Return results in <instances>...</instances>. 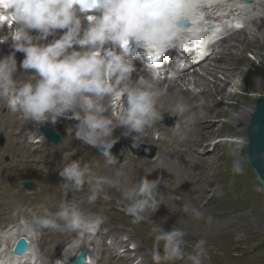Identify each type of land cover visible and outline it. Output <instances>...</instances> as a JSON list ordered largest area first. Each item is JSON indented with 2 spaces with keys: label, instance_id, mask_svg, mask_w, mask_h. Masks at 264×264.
<instances>
[{
  "label": "rangeland",
  "instance_id": "1",
  "mask_svg": "<svg viewBox=\"0 0 264 264\" xmlns=\"http://www.w3.org/2000/svg\"><path fill=\"white\" fill-rule=\"evenodd\" d=\"M201 2L205 6L218 5V9L215 10L216 14H211L213 19L210 20L209 25L219 26V21L215 19L219 16L227 17V14L220 13L222 12L221 6L214 0H204V2L202 0ZM232 3L236 6L231 5V7L246 9L245 12L242 10L236 15L240 24L245 23V30L241 31L238 42L234 38V40L231 39L236 44L232 51L233 57L228 58V51L222 44L216 58L205 69L217 70V76L221 81L225 79L226 74H232L235 86L230 88L231 93L220 101L223 106L219 108L215 104L212 106L213 103H208V100L197 99L194 102L204 108L203 114L207 118L204 122V135L196 134V130L193 129L197 124L195 122L188 128L179 129L184 130L183 133H175L178 129L173 126L178 117L165 111L162 113L164 115L162 121L151 130L156 142L163 137L160 132L164 130L167 136L165 146L158 147L157 144L143 142L137 149L126 146V152L120 136L113 147V150H118V165L106 166L104 157L97 153V148L83 145L82 141L75 139L74 127L77 121L70 120L69 122V119L61 118L60 120H68V122L58 121L56 124H45L63 133V141L59 145H54L46 139L44 142L38 141L42 139V136L45 138L41 132V127L44 125L34 124L20 115L18 124L8 122L6 102L0 104V134H3L6 139L5 145L0 149V163L2 164L0 165V226L5 227L4 231L9 227L12 229L9 237L6 236L3 239L2 244H9L5 253L10 252L12 249L10 245L17 240L20 234H26L32 244L31 255L38 257L36 264H43L44 260L47 264H54L56 259L62 258L65 246L72 245L76 240L75 233L68 234L51 230H40V234L34 238L20 223L21 216L28 219L31 214H41L43 208L55 211L59 206L64 199L63 190L60 187L63 181L59 173L63 169L64 162H68L64 158V153L74 151L72 161L82 157L83 160L88 161L93 172L98 175L112 176V179L117 176L119 182L117 187H106L105 191L109 199L99 198L95 205L82 204L87 212L104 216L105 222L94 236L85 237L82 243L77 241L74 246L76 255L82 248L88 247L93 255L92 264L100 262L103 264H155L152 254L156 247L154 239L156 233L151 231L155 226L154 222L165 231L176 226L185 232L184 256L166 262V264H193L190 257L195 255L194 245L201 239L206 241L205 254L200 257L201 264H264V189L248 160L249 126L259 97L264 95V61H262L264 48L260 52L258 43H255L256 37L261 43L264 39V0H251L242 4L239 0H233ZM222 30L225 34L229 32L226 29ZM62 34L63 32L58 30L56 36L48 38L47 41H41V43H49L53 39H58V36ZM21 57L23 56L20 55L19 58ZM22 60L23 58L20 59ZM228 64L229 67H227ZM139 68L140 66L136 67L137 71L134 73L138 76L134 80L145 75ZM141 69L144 71V68ZM198 71L202 75L201 72H204V69L200 68ZM212 83L211 80L210 84ZM189 88L196 93L201 90L194 84H191ZM194 100L195 98L192 99ZM189 107L190 112L185 113L180 117L181 119L194 113L191 106ZM114 112L115 116L119 115L118 110ZM244 115L246 118L241 121V124L234 122L235 118L238 116L243 118ZM172 121H174L172 125L166 123ZM241 126H243V131L239 130ZM19 127L23 129L24 134L32 131L35 133L32 141L36 148L33 152L27 151L26 154L20 141L15 138ZM148 133L149 131L146 135ZM176 135L178 137L189 135L187 137L192 141L200 139L206 141L203 144L193 145L192 151L195 152L196 157L205 158L208 166L205 171L193 172L191 181L185 182L186 189L183 186V191L175 190L173 185H170L179 181L175 180V174L168 171L164 160L160 157V153H168L174 146L180 147ZM228 139L236 141L240 147L235 148ZM245 140L246 145L241 146ZM200 146L206 151H201ZM153 152L155 155L149 157V154ZM124 160L126 163L120 170L119 163ZM178 168L182 169V166ZM118 169L122 172V180L120 175H117ZM182 170H180L182 175H186V171ZM148 173H151L149 179L160 175L167 176L165 178L170 184L158 187V191L163 194L159 209L155 213H144L143 221L132 224V217L122 210L128 203L123 199L122 190L137 183L140 177ZM26 182H33L35 187L26 189ZM87 195V186H85L83 191L69 192L68 199L75 197L79 201ZM175 197L179 198L175 199ZM183 205L188 206L187 212L183 210ZM193 207L201 212L199 219L192 214L191 208ZM10 239L11 241L7 242ZM45 245L51 247L49 255L47 253L46 256L40 258ZM160 250L163 251L162 241ZM10 262L11 264L16 263V261Z\"/></svg>",
  "mask_w": 264,
  "mask_h": 264
},
{
  "label": "clouds",
  "instance_id": "2",
  "mask_svg": "<svg viewBox=\"0 0 264 264\" xmlns=\"http://www.w3.org/2000/svg\"><path fill=\"white\" fill-rule=\"evenodd\" d=\"M196 7L194 0H0V31L8 28L0 36V44L11 40L14 49L0 58V101H6L10 113L34 124H56L61 118L78 121L75 139L99 149L106 166L118 165L112 149L120 137H114V131L124 128L122 135L131 137L134 148L139 147L148 130L164 116L155 74L147 71L132 80L137 69L130 58L131 45L143 50L148 70L154 56L178 46ZM58 30H65L58 39L41 43L56 36ZM17 52L24 54L19 69L33 70L31 75L17 78ZM114 110H119L118 116ZM188 112L189 105L181 101L169 110L178 117L173 128H188L195 121V113L180 118ZM73 155L74 151H68L64 158L70 160ZM125 163H119V169ZM119 169L117 175H122ZM150 174L122 190L128 202L122 210L132 217V224L140 223L144 213H155L161 205L163 194L158 187L167 181L149 179ZM59 175L64 199L55 211L43 208L39 215L21 216L20 223L34 238L40 230L75 233L76 240L54 262L71 264L77 241L94 236L105 222L104 216L87 212L82 204L109 199L106 187H117L119 182L93 172L82 157L68 163ZM85 186L86 198L68 199L69 192L83 191ZM183 210L187 212L188 206L183 205ZM191 212L197 219L202 215L194 207ZM153 224L155 264L182 258L185 232L176 226L165 231ZM205 244L201 239L194 245L193 264H201Z\"/></svg>",
  "mask_w": 264,
  "mask_h": 264
},
{
  "label": "bare ground",
  "instance_id": "3",
  "mask_svg": "<svg viewBox=\"0 0 264 264\" xmlns=\"http://www.w3.org/2000/svg\"><path fill=\"white\" fill-rule=\"evenodd\" d=\"M200 1V0H199ZM199 1L194 0V3L197 5L196 10L200 11L198 13H196V15H202V5L201 3H199ZM233 0H230V2L232 3ZM241 1V4L244 3L243 0H239ZM204 2V0H203ZM221 6H224L225 4H220ZM231 5L236 6L234 3H232ZM216 8V7H215ZM237 9V11H239L240 13L245 12L246 9L241 8V7H235ZM236 11V10H234ZM222 13V12H221ZM216 14V13H215ZM213 17V16H212ZM199 19L197 17L192 18V20L195 23H192L190 27L186 28L182 34L181 40H180V45L182 46V48L184 49V47L190 48V47H194L196 46L199 41H201L203 39L204 36V31H206V28L204 26L203 23L201 22H197L196 20ZM242 30H245V28L242 29H233L232 31H230L227 34H222L221 38L212 46V48H209L207 50V56L200 61L199 63H197L196 65H194L192 68L184 70V71H180L179 74L177 76L173 75L171 77H168V71L166 68H162L160 69L162 73H160V75H158V77H155L158 86L160 88V91L162 93L159 103H160V111L161 113L165 112V111H169L171 108H173L175 106V104L178 101L184 102L186 104H188L189 106H191L192 111H194V113L196 114V119H195V123H197L195 125V127L193 128L194 130H196V134H203L204 135V122H206L207 118H205V115L203 114V106L201 105H197V103H194L197 99H203V100H208V103H213L212 106H214V104L217 106V108L223 106L220 104V101L223 100L224 96H227L229 93H231L230 88L235 86V81H233V77L232 74L225 75V79L221 81V79L217 76V70H209V69H205L209 67V63H211L214 58H216V54L218 52V50L220 49V47L223 44V47L225 49H227L228 51V58L230 59L231 57H233V48L235 47V42L233 43L231 39H235L236 42L239 41V37H240V33ZM62 32L65 30H61ZM4 32V33H3ZM8 32V28L7 26H5L4 30L2 31L3 35H6ZM59 37V36H58ZM48 38H52V36L48 37ZM233 39V40H234ZM230 40V41H229ZM255 43H258V46L260 47V52L262 51V48H264V39L262 41V43L260 42V40L258 39V37L255 38ZM237 48V47H236ZM204 49V48H202ZM14 51V49L12 48V42L11 40L0 44V58H2L3 56L9 55ZM261 54V53H260ZM22 55L23 57L19 58V56ZM221 55V54H220ZM239 55V54H238ZM16 58H17V63H18V69H19V64L20 59L24 58V54L21 52H17L16 53ZM216 60V59H215ZM235 60V59H234ZM264 61V58L263 60ZM214 63V62H213ZM221 63V62H220ZM221 65V64H220ZM223 65V64H222ZM140 66L139 70L142 71V74L147 75L148 72L147 69L145 68L144 65H142L139 61H137L136 63V67ZM205 66V67H204ZM208 66V67H207ZM231 66V64H230ZM233 66V65H232ZM164 67V66H163ZM204 67V68H203ZM224 67V66H223ZM227 67H229V64L227 65ZM141 68H145V70L143 71ZM204 69V72L202 75L199 73L198 69ZM212 68V67H211ZM210 68V69H211ZM217 68H221V67H217ZM216 68V69H217ZM262 70V69H261ZM158 72V70H153L152 72ZM33 72V70H28L27 72H25V70L23 69H19L18 73H17V78L21 77V76H26V75H31ZM231 72V71H230ZM138 76L135 73H133L132 75V80L134 81L135 77ZM234 76V75H233ZM212 80V84H210ZM237 80V79H236ZM191 84H194L195 86L200 87V91L199 93L194 92L193 90H191L189 88V86ZM232 95V94H231ZM189 96H191V99H189ZM219 97V98H218ZM194 101H192V99H194ZM230 98V96H229ZM251 98V97H250ZM225 100V99H224ZM201 101V100H200ZM6 101H0L1 103H5ZM226 106V105H225ZM224 106V107H225ZM242 107V106H241ZM245 108V106H243ZM6 108V107H5ZM7 109V108H6ZM227 109V108H226ZM241 109V108H240ZM243 109V108H242ZM246 109V108H245ZM116 111V110H115ZM239 111V110H238ZM119 112V110H118ZM174 114V113H173ZM248 114V113H247ZM235 115V114H233ZM6 117L8 122H13L14 124H18L19 122V114H12L10 113L8 110H6ZM245 115L243 116V118H240V116H238L237 118H235L234 122L237 123L238 125L241 124V121H243L245 119ZM60 122H68V120H59ZM75 121V120H72ZM70 122V120H69ZM78 122V121H77ZM168 124H173L174 121L172 122H166ZM77 124V123H76ZM73 125V124H72ZM68 127V126H67ZM163 128V127H162ZM152 129L148 130L149 133L148 135H146L143 138V142H147V143H154L157 144L158 147H161L162 145L165 146L164 142L165 139L167 138V136L164 134V130H161V134L163 135L162 138H160V140L158 142L155 141L153 134L151 132ZM240 131H243V126H241L239 128ZM125 131L124 128H117L114 133L113 136L115 137H120L121 136V141L122 144L125 146V150L127 152V148L126 146L129 148V146H132V139L131 137H125L122 135V133ZM167 131V130H166ZM184 130H177V132L175 133H183ZM193 131V130H192ZM238 131V130H237ZM239 132V131H238ZM168 133V132H167ZM242 133V132H241ZM35 133L32 132H28L27 134L23 133V129H21V127H19V130L16 132V139L19 140L20 144H22V149L25 151V153L27 154V151H31L33 152L35 150V146L33 145V141L32 138L35 136H33ZM169 134V133H168ZM167 134V135H168ZM39 135H41V133H39ZM133 135H136L135 133H133ZM239 135V133H238ZM42 136V135H41ZM169 136V135H168ZM177 136V135H176ZM189 135H182L180 137H178L177 143L180 144V147H172L171 150H167L168 153H160V157L164 160L165 164H166V168L168 169V171L173 172L175 174V180H178V183L175 184H170L169 181H167V179L165 177L167 176H156L154 179L157 178H162L163 181H167L166 184H164L163 182L161 183L162 186L164 185H168V183L170 185H173V189L175 190H180L183 191V186H185L186 189V181H191V174L193 172H199V171H205L206 167L208 166L207 164V160L205 158H199L195 156V152L192 151L193 145L196 144H203L204 142H206L205 140H195L192 141L189 137H187ZM191 137V136H190ZM202 137V136H201ZM229 137V135L227 136V138ZM172 139V137H171ZM31 141V142H30ZM38 141H45V138H43L41 140ZM169 141V140H168ZM228 141H230L231 144L234 145V147H240V144L237 143L234 140H230L228 139ZM79 142V141H78ZM171 142V141H170ZM169 142V143H170ZM168 143V142H167ZM232 145V146H233ZM246 145V140L244 141V143L241 145ZM133 147V146H132ZM134 148V147H133ZM137 149V147H135ZM195 148V147H194ZM200 150L203 151L206 149H201L200 146ZM165 151V150H164ZM166 151V152H167ZM136 153V150L134 151ZM124 153V152H123ZM126 154V153H124ZM122 157V156H121ZM85 159V158H84ZM121 159V158H120ZM72 160H68V162H64L63 168L70 163ZM27 162V161H26ZM88 162V161H87ZM59 163V162H56ZM51 164V163H50ZM95 164V163H94ZM98 164V163H97ZM0 165H2L0 163ZM28 166V165H25ZM182 166V169L178 168ZM100 167V166H99ZM105 167V166H104ZM28 168V167H27ZM30 168V166H29ZM56 168V167H55ZM109 169V168H108ZM107 169V170H108ZM121 170V169H120ZM186 171V175H182L181 171ZM55 171H59L56 170ZM114 171V170H113ZM118 171V170H117ZM123 171V170H122ZM167 171V170H166ZM125 172V171H124ZM105 173H107L105 171ZM111 173V172H110ZM144 173V172H143ZM184 173V172H183ZM116 174V173H115ZM29 175V174H28ZM195 176V175H194ZM112 177V176H111ZM203 177V176H202ZM117 176L114 177V179L117 181ZM120 178L122 180V177L120 175ZM141 178V177H140ZM196 178V177H195ZM165 179V180H164ZM59 180V179H58ZM120 180V179H119ZM201 180V179H200ZM199 181V180H198ZM9 182V181H8ZM47 182V181H46ZM205 182V181H204ZM121 183V182H120ZM191 183V182H190ZM12 184V183H10ZM49 184V183H48ZM164 184V185H163ZM188 184V183H187ZM161 187V186H160ZM2 189V188H1ZM204 190V189H203ZM207 190V189H206ZM176 192V191H175ZM174 192V193H175ZM179 192V191H178ZM172 193V192H171ZM181 193V192H180ZM5 194V193H4ZM13 196V195H12ZM183 196V195H182ZM181 196V197H182ZM48 197V196H47ZM49 198V197H48ZM170 198V197H169ZM179 198V197H178ZM194 198V197H193ZM184 199V198H183ZM46 200V199H45ZM187 200V199H186ZM56 201V200H55ZM189 202V201H188ZM47 204V201H46ZM51 205V204H50ZM181 205V204H180ZM225 224V223H224ZM3 229V230H2ZM5 227L0 226V249H1V255H0V264H11L10 261H16L15 264H36L38 261H36V258L38 259V257L32 256L31 255V245L30 244V249L29 251L23 255V256H16V257H12L9 252L5 253L9 248V244H2L3 243V239L8 236L9 237V232L12 230L11 227L6 228ZM3 234V235H1ZM261 234V233H260ZM25 236L26 239H29L28 236L26 234H20V236L17 238V240L14 242L15 244L18 242V240ZM60 236V235H59ZM97 238V237H96ZM59 239V238H58ZM11 239L7 242H10ZM64 241V240H63ZM65 242V241H64ZM89 242V241H88ZM12 243V242H11ZM10 243V244H11ZM12 243V245H10V248H13L15 246V244ZM31 243V242H30ZM89 250L88 247H85ZM82 248V249H85ZM7 249V250H6ZM51 249V247L49 246H44L42 249V257L46 256L47 253L49 255V250ZM81 249V250H82ZM77 251V250H76ZM90 251V257H89V261L88 263L86 262L85 264H91L92 260H93V255L91 250ZM110 252L113 253V250L110 249ZM77 256V255H76ZM74 256V257H76ZM116 257V256H115ZM181 260V259H180ZM45 261V260H44ZM43 261V264H47L46 262ZM100 261V260H99ZM98 264H103V262H100Z\"/></svg>",
  "mask_w": 264,
  "mask_h": 264
},
{
  "label": "water",
  "instance_id": "4",
  "mask_svg": "<svg viewBox=\"0 0 264 264\" xmlns=\"http://www.w3.org/2000/svg\"><path fill=\"white\" fill-rule=\"evenodd\" d=\"M250 1V0H244ZM187 22V26H188ZM168 125V124H167ZM172 125V124H169ZM41 131L47 140L54 145H59L63 141V133L56 130L55 127L51 125H44L41 127ZM6 139L3 134H0V149L5 145ZM113 155L117 157L118 150H113ZM98 154H102L99 149H97ZM155 152L149 154V157H153ZM248 160L249 164L258 177V181L261 187L264 189V95L259 97L257 107L252 115L249 132H248ZM35 187L33 182L25 183L26 189H32ZM28 247V242L24 237H21L16 243L15 249L12 253L22 255L25 253ZM88 252L83 250L79 256L72 259V264H84L86 263Z\"/></svg>",
  "mask_w": 264,
  "mask_h": 264
},
{
  "label": "snow or ice",
  "instance_id": "5",
  "mask_svg": "<svg viewBox=\"0 0 264 264\" xmlns=\"http://www.w3.org/2000/svg\"><path fill=\"white\" fill-rule=\"evenodd\" d=\"M157 57H154L153 59L155 60Z\"/></svg>",
  "mask_w": 264,
  "mask_h": 264
}]
</instances>
